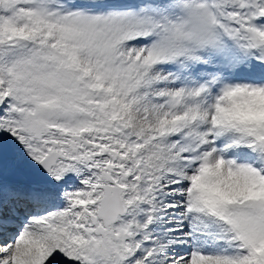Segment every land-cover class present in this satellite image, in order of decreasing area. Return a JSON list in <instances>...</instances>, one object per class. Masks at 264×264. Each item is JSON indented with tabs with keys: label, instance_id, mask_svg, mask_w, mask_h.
Masks as SVG:
<instances>
[{
	"label": "snow or ice",
	"instance_id": "1",
	"mask_svg": "<svg viewBox=\"0 0 264 264\" xmlns=\"http://www.w3.org/2000/svg\"><path fill=\"white\" fill-rule=\"evenodd\" d=\"M0 264H264V0H0Z\"/></svg>",
	"mask_w": 264,
	"mask_h": 264
}]
</instances>
